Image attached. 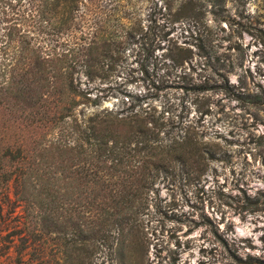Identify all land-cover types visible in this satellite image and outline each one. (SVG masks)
<instances>
[{
	"label": "trees",
	"instance_id": "obj_1",
	"mask_svg": "<svg viewBox=\"0 0 264 264\" xmlns=\"http://www.w3.org/2000/svg\"><path fill=\"white\" fill-rule=\"evenodd\" d=\"M194 1L180 0L177 14ZM135 2L0 0V203L21 206L16 264H138L139 216L158 196L155 184L175 177V166L199 169L195 132L129 93L100 107L104 98L79 77L111 67L139 40L152 56ZM178 55L165 58L178 65ZM182 81L194 92L213 86ZM47 240L56 256L43 261Z\"/></svg>",
	"mask_w": 264,
	"mask_h": 264
},
{
	"label": "rangeland",
	"instance_id": "obj_2",
	"mask_svg": "<svg viewBox=\"0 0 264 264\" xmlns=\"http://www.w3.org/2000/svg\"><path fill=\"white\" fill-rule=\"evenodd\" d=\"M179 2L136 0L140 25L153 39L151 57L139 40L111 67L88 79L79 74L92 96L104 98L100 107L129 93L195 132L202 149L198 170L187 175L175 166V177L155 184L158 196L139 216L133 257L138 264H264V0H195L177 14ZM158 30L165 41L151 34ZM165 54H179L181 63ZM190 79L213 86L183 89ZM20 213V205L9 211L0 203V264H16L11 240ZM53 246L45 242L43 261L56 256Z\"/></svg>",
	"mask_w": 264,
	"mask_h": 264
}]
</instances>
